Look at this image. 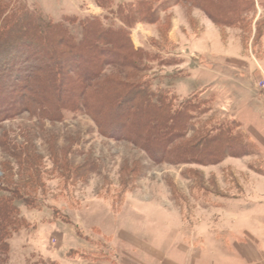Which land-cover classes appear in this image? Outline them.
I'll return each instance as SVG.
<instances>
[{
    "label": "rangeland",
    "instance_id": "374dc122",
    "mask_svg": "<svg viewBox=\"0 0 264 264\" xmlns=\"http://www.w3.org/2000/svg\"><path fill=\"white\" fill-rule=\"evenodd\" d=\"M201 2L0 0V22L27 17L37 37L30 46L44 53L48 76L56 73L53 83L34 73L47 86L37 104L26 109L21 93L0 107V184L30 201L14 200L28 224L11 235L0 264H264V0L231 26L213 23ZM87 22L90 37L77 45ZM0 45V84L27 78L16 63L34 61L26 44L0 36ZM74 60L79 73L92 70L75 107L65 92ZM216 71L232 80H216ZM137 83L157 106L160 95L175 106L200 103L183 137L160 133L170 149L233 122L229 148L211 164L167 159L125 137L139 98L120 100L132 105L117 119L87 111L113 108L93 102L100 87Z\"/></svg>",
    "mask_w": 264,
    "mask_h": 264
},
{
    "label": "trees",
    "instance_id": "16d2710c",
    "mask_svg": "<svg viewBox=\"0 0 264 264\" xmlns=\"http://www.w3.org/2000/svg\"><path fill=\"white\" fill-rule=\"evenodd\" d=\"M201 3V8L204 10L206 15L213 21V23L217 25L231 26L235 25L236 23H241L245 20V16L243 15L246 12H249L251 8H254L255 0H202ZM263 4L264 3L259 2V5L263 6ZM0 10L3 11L2 5H0ZM27 20V17H21L17 15L6 16L0 22V36L2 38H6L7 36H9L10 39L16 41L17 43L22 42L26 44L25 46L27 51L33 53L34 56V61L31 62L28 67L25 66V63H23L25 62L26 56H24L23 59L19 58L18 60H16V63L24 65L21 66V70L24 72V74H28L27 78H16L14 80V83L4 82L5 84H0V107H2V105L4 104L9 105L6 101L8 97H12L11 95L17 94L15 98V101H17L18 98L22 97L21 93L24 94V98L20 103H23L26 109H28L27 106L29 104V108L32 107V105L37 104L35 101V95L37 93L47 91V86L45 85V83H43V81H41L39 78H34L35 76L33 75L37 71H41L42 76L43 72L47 74L46 79H50L51 83L56 81V73H52L51 76H48V72L50 73L51 69L48 66L49 64H47L46 61L42 59L44 53H36L37 47L30 46L31 44H36L35 41H37V37L36 35H34L32 28L28 24ZM38 21L42 22V19H38ZM86 24V26H83L85 24L81 25V38L78 39L73 37V41L77 45L80 42L83 43L85 39L90 37L88 35V30L91 29L92 23L87 22ZM44 25V27L50 31L54 30L55 32H57L59 30V25L57 24H50L47 21ZM74 42L72 43L73 45L75 44ZM86 46L87 45L85 44L83 48ZM87 47V49L92 51H100V49L98 50L97 48L93 49L89 46ZM124 51L126 52L127 49L125 48ZM31 53L30 55L32 56ZM86 60L88 61L87 57ZM43 66H45L46 68H43ZM88 66L80 68L82 69V71L81 73H79L78 70H76L78 67L77 62H75L74 60V69H71V74H68V72L66 73L68 87L65 89V92L70 94L71 98L74 99L69 100L70 103H74V105L72 104L73 107H75L79 98L83 99L85 97V92H83V84L87 83L86 85L88 87V82L91 80L92 77V70ZM78 74H81L83 76V81L79 80V78L82 77H79ZM63 79L64 78H62L60 83L55 86L57 89H61L60 86L62 85V83H64ZM77 81H79L80 84ZM15 83L19 84L18 88V84ZM108 86H106L105 88L103 87L102 90V87L98 89L99 93L101 92V97L95 96V98H93V102L101 103V99L106 101L108 100L109 102L114 103L113 108H111V110L108 112H105V110L87 111L91 112L94 117L100 119H102L105 115L111 118L114 116V118L117 119L118 115H121L122 111L125 112V115H128L130 106L132 105V103H130L131 101H129L130 105L126 109L125 107L122 108L120 106H117L120 104V100L121 103H123L126 100L125 98H131L132 100H135V98H139V108L138 106H136L137 104H134L135 108H137V111L133 115L131 114L132 116L129 121L127 120L130 124L133 125V127L129 129V131H131V135H125V137L132 143L138 144V142L140 141H145V145H147V149L149 147V151L152 149H156L157 153L164 157L167 156V153H169L167 159H172L174 157L176 158V161H183L188 160L190 157L192 161L199 162L200 164H211L217 162L218 157L220 156L219 151H222L223 148L224 151H226L229 148L228 144L232 136L231 131L234 128L233 122H225L219 124L217 127L211 128V135L204 134L200 138L196 139V141L193 143L187 140H183L170 149V142L168 144H166V142H162V139H160V133L162 134L165 132L166 136L176 135L177 138L183 137L184 131L188 128L186 126L188 121L193 118V115L195 114L196 110L200 111V103L198 101L192 103L189 102V100H186L180 102L178 105L175 106V97H167V102V99L164 97V95H160L157 96V101L160 106H157L155 105L156 103H154L152 100L150 101L148 97V95L152 92L143 84L140 85L137 83L135 85L127 87L126 89L122 88V85H116L117 87H113V89L108 88ZM2 95H5V100L1 98ZM63 102H66L67 104L69 103L67 102V100ZM142 107H145L144 110ZM60 109L61 111L66 110V107H61ZM1 113L2 112H0V116L2 115ZM135 118L139 120H135ZM142 119L145 120L144 123H141ZM196 154H207L208 158H191ZM27 197V194L25 196L23 194L19 195V193L14 188H8L6 185L4 186L3 183L0 184V262H5L6 260L9 251L8 240L9 238H11V235L18 229L25 227L28 224L26 217L19 213V208L14 203L15 199H19L23 202V204L29 205L30 201Z\"/></svg>",
    "mask_w": 264,
    "mask_h": 264
},
{
    "label": "crops",
    "instance_id": "0c3cea01",
    "mask_svg": "<svg viewBox=\"0 0 264 264\" xmlns=\"http://www.w3.org/2000/svg\"><path fill=\"white\" fill-rule=\"evenodd\" d=\"M216 73V75H218L217 77H216V80H221V79H224V76H225V74H220V72H218V71H216L215 72ZM225 78L227 79H230V80H232L230 77H227V76H225ZM215 80V81H216ZM239 89V88H238ZM252 91V90H251Z\"/></svg>",
    "mask_w": 264,
    "mask_h": 264
},
{
    "label": "built area",
    "instance_id": "2783aa9c",
    "mask_svg": "<svg viewBox=\"0 0 264 264\" xmlns=\"http://www.w3.org/2000/svg\"><path fill=\"white\" fill-rule=\"evenodd\" d=\"M258 86L260 87V89L264 90V75H262V77L258 79Z\"/></svg>",
    "mask_w": 264,
    "mask_h": 264
}]
</instances>
